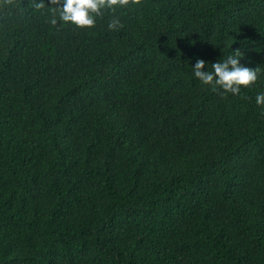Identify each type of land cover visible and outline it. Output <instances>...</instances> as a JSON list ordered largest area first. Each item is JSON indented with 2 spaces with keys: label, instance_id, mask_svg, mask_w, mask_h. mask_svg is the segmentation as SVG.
Wrapping results in <instances>:
<instances>
[{
  "label": "trees",
  "instance_id": "1",
  "mask_svg": "<svg viewBox=\"0 0 264 264\" xmlns=\"http://www.w3.org/2000/svg\"><path fill=\"white\" fill-rule=\"evenodd\" d=\"M34 2L0 0V264H264V0ZM234 50L238 94L192 76Z\"/></svg>",
  "mask_w": 264,
  "mask_h": 264
},
{
  "label": "clouds",
  "instance_id": "2",
  "mask_svg": "<svg viewBox=\"0 0 264 264\" xmlns=\"http://www.w3.org/2000/svg\"><path fill=\"white\" fill-rule=\"evenodd\" d=\"M129 0H47L51 16L48 22L51 25L72 24L76 27L91 28L95 25L97 17L101 16L105 9L114 12L117 7L127 5ZM45 0H35L34 7L42 9ZM121 26L120 20L113 17L109 20L108 29H115ZM243 54L239 50H234L223 59L215 60L211 63V69L205 65L207 61L197 57L191 63V74L203 85H208L211 90L219 92L220 95L231 93L238 94L240 86H250L257 81L260 69L249 67L240 61ZM257 106H264V91L255 95Z\"/></svg>",
  "mask_w": 264,
  "mask_h": 264
}]
</instances>
